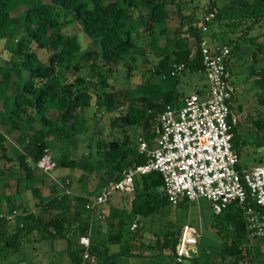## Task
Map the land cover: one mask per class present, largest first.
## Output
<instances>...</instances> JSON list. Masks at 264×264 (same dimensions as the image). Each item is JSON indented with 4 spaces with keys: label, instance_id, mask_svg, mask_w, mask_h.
Returning a JSON list of instances; mask_svg holds the SVG:
<instances>
[{
    "label": "trees",
    "instance_id": "1",
    "mask_svg": "<svg viewBox=\"0 0 264 264\" xmlns=\"http://www.w3.org/2000/svg\"><path fill=\"white\" fill-rule=\"evenodd\" d=\"M15 1L17 0H0V41L12 40L7 48L8 58L0 60V127L7 129L8 134L14 133L12 138L15 143L7 147L0 136V182L7 173L16 172L18 176L13 196L20 195L21 187L22 190H29L35 202L37 201L34 204L37 210L25 213L21 207H18L20 210L13 208L9 213L14 211L16 215L10 220L4 218L6 214H0V258L6 259L16 254L22 238L33 232H36L38 239L62 240L67 264H90L91 260L101 257L100 264H106L107 258L114 255L136 256L129 252L133 230H129L128 226L122 231L121 227H125L124 220L132 216L138 225L141 224L136 231L143 230V219L159 212L164 206L168 209L172 207L161 195L159 173L150 172L134 177L132 192L128 194L129 209L127 214L119 218L118 230L112 229L110 224L108 226L100 222L103 218L107 221L115 218L106 210V204L93 206L90 211L84 210L87 201L103 185L120 180L122 173L128 168L145 162L144 155L137 153L136 141H130L126 136L117 140L110 134L99 139L89 136L85 142L87 153L76 159L65 157L62 148L51 146L50 141L53 137H59L62 143H66L82 132L83 117L78 116L77 112L81 114L89 108L93 97L96 110L94 117L99 118L96 113L97 108L101 107L103 114L115 115V121L124 127L140 126L142 132L138 138L145 140L150 149L154 137L152 128L163 107L166 104L174 105L183 99H178L181 96L174 88L182 73L176 78L169 77V73L174 66L182 64L184 71L188 73L203 74L199 52L195 48L201 39L202 26H209L213 21L219 20L221 11L225 8L238 9L248 16H256L261 11L259 17L263 19L264 0H229L228 5L220 9L216 7L214 0H88L89 5L81 0H18L25 4L24 10L18 17H12L10 9ZM174 2L190 3L195 12L188 22L174 27L169 37L166 5ZM134 11H144L138 19H141L143 31L149 38L148 54L157 58L153 75L158 82H146L136 87L142 93L141 96L127 102L123 111L119 112L114 107L113 95L108 90L111 85L100 72L104 68L109 72L110 66L116 67L122 63L135 49L129 29ZM210 13H213V18L205 22L204 18ZM64 15L71 19H66ZM69 23L75 24L93 46L83 56H79L80 44L76 36L64 31V26ZM18 25L21 27L20 34L16 31ZM224 25L226 32L232 33L235 22ZM248 28L249 26L245 30ZM245 32L235 39L227 37L218 44L229 49L225 61L226 70L230 56L239 48V42H251L244 35ZM220 35L219 31L218 35L211 33L214 39ZM260 35L261 43L251 51L252 70L248 76H256L253 80L256 102L259 107L264 108L261 92L264 89V34ZM159 41H162V45H159ZM189 41L192 42L191 47L188 45ZM36 50L48 53L46 63L37 59ZM12 55L20 59L15 65L9 61ZM91 55L86 69L88 77L80 76V60H87ZM9 62L11 66H8ZM126 71L129 74L128 68ZM166 79H172V82L162 92L160 82ZM92 85H96L97 91L93 96L90 93ZM204 91L205 89L193 93L201 95ZM233 99L232 94L229 98L232 114ZM237 109L239 111L240 108L237 106ZM49 110L55 112L54 118L47 116ZM110 125L113 127L114 124L111 122ZM236 125L237 122L232 126L230 142L238 156L234 149L239 140ZM252 125L255 131H263L264 117L254 120ZM94 141L95 149L91 151L90 145ZM50 150H53L51 160L55 168L80 172L75 180L80 194L70 195L69 192L53 190L52 196L42 198L37 188L33 187V183L37 181L34 174V171H38L36 163L44 154H50ZM100 172L101 177H98ZM91 178H95L96 183L94 189L89 191L87 184ZM62 185L70 189L68 182L65 184L62 181ZM186 203L191 202L182 200L173 207L181 208ZM84 213L86 219L82 218ZM214 216L217 219L211 223V227L221 240L220 262L227 260L229 264H264V254L259 258L260 252H256L257 249L254 250V255L249 253L250 239L238 206L231 204ZM17 218L19 220L15 222L13 219ZM182 227L180 223L173 232L162 233L161 240L155 234L157 250L168 249L169 256L175 259V246ZM124 232L126 236H122ZM81 236L88 239L86 248L78 244ZM121 240L124 244L119 251L110 254L107 245L119 244ZM84 253L86 258H83ZM179 263L181 262L175 260V264Z\"/></svg>",
    "mask_w": 264,
    "mask_h": 264
},
{
    "label": "rangeland",
    "instance_id": "2",
    "mask_svg": "<svg viewBox=\"0 0 264 264\" xmlns=\"http://www.w3.org/2000/svg\"><path fill=\"white\" fill-rule=\"evenodd\" d=\"M38 1V0H34ZM47 2L48 0H41ZM89 5L88 0H81ZM217 8H222L228 5L229 0H214ZM167 3L166 9L168 11L166 28L168 36L171 35V30L178 24H185L189 19L194 16V10L190 3ZM25 4L20 1H15L11 5L10 15L12 17H18L22 14ZM221 17L217 21H213L209 26H206L202 31L205 41L210 42L211 33L215 32L218 35V31L221 33L220 37L214 39V43H221L225 41L227 37L236 38L241 35L244 31L247 37L251 39V42H239V48L233 55L230 56L227 63V82L228 85L233 89L234 99L231 102V109L233 115L236 118L237 125L235 130L239 135L238 142L234 145V149L238 152L239 167L241 169H251L256 166H264V130L255 131L253 127V121L261 118L264 115V110L259 107L256 102V97L253 96L256 88L253 86V80L256 77L248 76V70L250 62L251 51L255 50L256 45L261 43V33L264 34V18L260 19L261 11L256 13V16L243 15L238 9L225 8L221 11ZM144 11L133 12L132 20L129 22L130 35L133 39L135 49L132 50L128 56H126L122 63L116 67L110 66V71L102 69L101 75L106 77V82L111 85L108 89L114 98L115 108L122 112L125 104L130 100H135L141 96V92L137 91L136 87L148 82L155 83L158 79L153 75L154 66L157 62V58L148 54V43L149 38L145 35L141 19H138L140 14ZM66 19H71L68 15H64ZM235 22L234 29L231 32H226L224 23ZM249 26L247 30L246 27ZM64 31L67 33L74 34L80 44V54L83 56L86 51L93 49L88 39L80 32L79 28L69 23L64 26ZM18 34L21 33V27H16ZM226 33V34H225ZM17 35V34H16ZM14 40V39H13ZM11 38L7 41H0V60L8 58L7 48L10 46ZM159 45H162V41H159ZM189 47L192 46V42H188ZM34 49V46H31ZM37 59L46 63L48 53L45 51L36 50ZM80 58V57H79ZM92 55L89 59L80 60V71L79 75L88 77L86 71L89 62L91 61ZM19 58L12 55L9 59L12 64H17ZM9 62L8 66L12 64ZM20 67L19 65H17ZM128 68L129 74L126 69ZM150 70V72H149ZM149 72V73H148ZM94 78V76H93ZM95 79V78H94ZM172 79H166L160 82V89L164 92L167 85H170ZM93 84L95 82L93 81ZM96 85L90 86V93L96 94ZM175 92L181 96L178 99L186 97L187 95L206 89L207 82L203 74H191L186 71L182 72L177 81L175 82ZM94 98L90 100V107L87 108L83 113L77 112L78 116L83 117V128L82 132L74 136L69 142H63L58 139L59 137H53L51 146L62 148V154L70 159L80 158L87 153L86 140L89 136H93L94 139L107 137L108 134L112 135L115 139L120 140L124 136L130 141H136L141 134L142 128L140 126H122L120 122L115 121L113 114H103V108H97V115L99 118L94 117L95 107ZM175 105L179 106L180 101ZM242 105L243 109L240 112L237 106ZM245 105V106H243ZM48 117H55V112L49 110L47 113ZM264 117V116H263ZM114 119V120H113ZM113 123L111 127L110 123ZM7 129L0 127V136L5 140L4 143L8 147L9 145H15L12 136L14 133L8 134ZM91 144V143H90ZM62 147H61V146ZM91 151L95 149V141L90 145ZM50 157L53 154V150L49 151ZM15 170V169H14ZM37 181L33 183V187L37 188L40 197L49 198L53 195V190L56 191H68L70 195L80 194L81 191L77 188L75 180L80 174L79 171L55 168L49 173H40L34 171ZM18 176L16 172L10 174L7 173L5 179L0 182V198L1 196L7 197L9 200L6 201L2 197L0 200V214H7L11 209L20 210L21 207L24 209L23 212H35L37 208L34 206L35 199L31 195L29 190H20V195L13 196L15 192V179ZM101 177V172L97 174ZM96 176V179H97ZM95 178H91L87 184L89 191L94 189ZM62 181L66 184L68 182L70 189H66L62 185ZM55 187V188H53ZM62 188V189H61ZM130 197L126 194L113 193L105 205L106 210L114 215V219L108 221L103 218L101 224L108 225L114 230H118L120 224L118 223L119 218L127 214L129 209ZM13 209V210H14ZM166 212V214H165ZM82 218L86 219V213L83 214ZM138 219V218H137ZM212 214L210 204L203 198H198L191 203H186L181 208L163 207L159 212L153 213L147 218L141 219L143 223V230L136 231L141 224L135 222V218H128L124 220L121 227L122 231H125L132 223H135L136 228L133 229V237L130 239L129 252L136 254L133 257L114 255L111 258H107L106 264H175V259L169 256L168 249L161 248L159 251L155 247V239L158 234L159 240L162 238V233L167 231L173 232L178 224H182L185 230L195 239L196 244L188 250V257L181 260L179 264H229V261L225 260L220 262V248L221 240L214 232L211 227V223L216 220ZM15 222L19 220L13 219ZM109 226V225H108ZM141 231V232H140ZM103 232V231H102ZM122 236H126L125 232ZM104 235H102L103 237ZM124 241L121 240L119 244H109V253H116L119 251ZM65 244L62 240H47L38 239L36 232L29 234L26 238H22L19 251L16 254L8 256L6 259L0 258V264H67L66 254L63 252ZM249 250L250 255H254V250L260 252L259 258H262L264 254V245L258 240L250 241ZM264 258V257H263ZM101 258H97L95 261H91L90 264H100Z\"/></svg>",
    "mask_w": 264,
    "mask_h": 264
},
{
    "label": "built area",
    "instance_id": "3",
    "mask_svg": "<svg viewBox=\"0 0 264 264\" xmlns=\"http://www.w3.org/2000/svg\"><path fill=\"white\" fill-rule=\"evenodd\" d=\"M212 18L210 13L204 21ZM204 28L195 47L207 82L204 93L183 97L179 106L166 104L152 128V147L148 149L145 140L137 139V153L144 155L145 162L128 168L120 180L103 185L87 201L84 210L106 204L113 193L130 194L135 176L157 172L161 177V195L171 206L182 200L203 198L209 202L212 214L217 215L234 204L241 209L248 238H264V166L247 170L239 167V158L230 142L236 118L229 109L233 94L225 67L229 49L207 43ZM183 71L182 64L176 65L169 77L176 78ZM36 167L41 173H49L54 163L49 154H44ZM15 215L12 211L4 218L10 220ZM134 228L132 223L129 230ZM78 244L86 248L87 237L81 236ZM195 244V239L182 227L175 246L176 262L188 257V250Z\"/></svg>",
    "mask_w": 264,
    "mask_h": 264
},
{
    "label": "crops",
    "instance_id": "4",
    "mask_svg": "<svg viewBox=\"0 0 264 264\" xmlns=\"http://www.w3.org/2000/svg\"><path fill=\"white\" fill-rule=\"evenodd\" d=\"M213 40H214L213 37L210 36V42H211V43H209V44H210L211 46L218 45V43H214ZM250 66H251V65H249V70H248V72H247L248 75H249L250 71L252 70V68H250ZM261 92H262V95H263V97H264V89H262ZM255 94H256V91H255L254 94H253V96L256 97ZM243 106H245V105H243ZM238 107H239L240 109H241V108L243 109L242 105H239ZM240 109H239V112H240ZM242 109H241V111H242ZM261 110L263 111L264 108H262ZM263 116H264V115H263ZM263 116H262V117H263ZM59 192H60V191H59ZM63 192H68V191H63ZM252 240H258V241L262 242V244L264 245V238L250 239V241H252ZM251 249H252V248H251Z\"/></svg>",
    "mask_w": 264,
    "mask_h": 264
}]
</instances>
